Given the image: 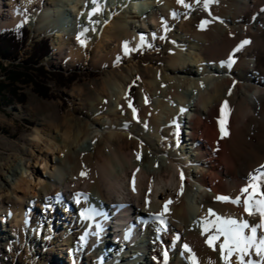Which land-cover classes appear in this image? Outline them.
<instances>
[{"label":"bare ground","instance_id":"6f19581e","mask_svg":"<svg viewBox=\"0 0 264 264\" xmlns=\"http://www.w3.org/2000/svg\"><path fill=\"white\" fill-rule=\"evenodd\" d=\"M58 1L0 0V24L11 27L27 22L35 34L42 23H50L48 18L61 4ZM120 3L105 10L107 23H92L95 31L81 33L86 36L83 43L68 47L72 60L86 57L96 44L99 54L93 57L102 65L137 66L136 52L155 55L170 38L168 64L147 66L142 75L148 88L136 104L125 84L103 79L93 107L104 111L101 107L107 99L106 113L122 117L125 127L114 125V130L93 134L87 126L95 119L62 116L55 127L63 131V148L68 151L63 154L64 149L52 143L51 150L58 155L51 172L56 179L41 184L39 191L28 188L30 181L21 176L13 181L12 192L20 201L68 203L67 216L79 225L72 236H80L77 250L69 257L71 264H84L85 251L93 253L91 264L135 260L194 264L193 255L195 264H225L219 247L223 237L210 246L202 225L205 217L214 219L209 209L250 224L260 219L245 211L247 194L242 195L241 189L251 175L264 172V0H147L148 7L131 0ZM45 31L53 30L46 26ZM52 35L57 38L63 32L54 30ZM245 40L249 43L240 47ZM222 119L226 135L220 130ZM182 122L188 127L185 133ZM22 159L8 168L12 175L23 170ZM26 185L29 192L24 191ZM219 196L240 197L241 203L222 201ZM18 213L23 215V210ZM118 219L140 227L143 223L138 221L144 219L146 246L134 245L138 237L127 243L123 238L114 246L107 235ZM61 242L58 245L69 241L62 238ZM121 246L125 250L119 252ZM39 254L47 264H60L50 251ZM247 259L259 258L253 253ZM229 264H240L235 253Z\"/></svg>","mask_w":264,"mask_h":264},{"label":"rangeland","instance_id":"374dc122","mask_svg":"<svg viewBox=\"0 0 264 264\" xmlns=\"http://www.w3.org/2000/svg\"><path fill=\"white\" fill-rule=\"evenodd\" d=\"M119 1L122 2V0H105L103 4L99 5L96 0L95 2L94 0H60L58 1V4L61 3L60 6H57L56 9L53 8L55 9L53 16L48 18L50 23H46L47 25L42 23L40 26L42 29L35 34L32 33L31 24L27 22L11 27L0 24V31L16 30L22 25H26L29 34L18 58L2 60L3 66L9 67L10 64L25 62L34 42L46 37L52 51L40 62L49 70L66 72L68 76L74 75L73 81L67 87H61L49 81L51 96L48 98L40 97L31 85H20L26 95L24 103H17L9 95L0 99V229L2 230L0 232V264H47L48 262L39 254L41 251H50L55 261L60 264H71L69 257L73 255V249L77 250L76 247L79 246L78 242L80 241V236L73 237L71 232L78 230L79 225L74 224L70 216H67L65 209H62V204L56 200L55 204L50 206L41 204L42 201L39 203L32 199L30 201L29 198L20 201L12 192L15 187L13 181L16 182L18 178L23 177L30 181L28 188L31 186L30 188L41 191V184L56 179L51 172L53 171L52 163L54 160L57 161L58 155L53 153L51 146L56 142L60 148L64 147L63 131L55 127L61 122L64 115H73L76 119L90 117L91 121L95 119L96 122L92 124L88 122L87 126L90 131L93 130V134H99L102 129L114 130L111 128L114 125L120 128L125 127L122 117L115 119L106 113L108 109L106 97L104 98L105 103L101 107L104 111H95L96 109L93 107L95 99L100 97L98 89L103 79L107 78L125 84L128 87L129 95L136 104L143 91L145 92L148 88V80L142 75L146 72L147 66L157 67L168 64V46L172 42L170 38L158 46L157 55L147 53L141 55L139 51L136 52L133 62H136L137 66H129L126 62H121L120 67L102 65L96 57H93L95 54H99L96 44L86 52V57L75 62L72 60L68 54V47L80 43L81 39L86 37L80 36L81 33H87L91 29L92 23H107L104 21V15L105 17L108 15L105 10L110 6L114 7L115 4L120 5ZM131 2L134 5L142 3L148 7L147 0H131ZM94 9L99 10L94 11ZM46 26L49 29L52 28L53 31L61 30L63 36L56 38L52 35L53 31H45ZM60 41L62 45L59 47L57 44ZM106 42L110 46L113 45L111 40ZM196 67L197 64L194 68L197 69ZM165 74L170 75L167 71ZM0 80L5 81L1 70ZM98 122L103 126L97 125ZM38 139L39 143L36 142ZM89 142L90 138L87 139L88 144ZM72 147H76L75 143L72 144ZM63 149V154L68 151V147ZM254 157L256 156L254 155ZM21 159L25 161L23 170L17 169V174L12 175L8 168L14 164L18 165ZM20 170L22 174L19 173ZM28 188L26 185L24 191L29 192ZM22 194V192H18V196H23ZM19 209L23 210V215H19ZM58 216L61 219H57ZM2 236L6 239L4 240ZM62 238L69 241L68 244L63 242L64 245H58L62 244ZM44 240L47 242L45 243ZM35 243L37 246L34 245ZM84 250L81 249L82 252ZM85 252L83 254L88 257L84 264H91L93 253ZM49 262L53 264V261Z\"/></svg>","mask_w":264,"mask_h":264},{"label":"snow or ice","instance_id":"6c2138e0","mask_svg":"<svg viewBox=\"0 0 264 264\" xmlns=\"http://www.w3.org/2000/svg\"><path fill=\"white\" fill-rule=\"evenodd\" d=\"M177 2L184 3V0H177ZM205 7H207V3H205ZM98 10L99 9H94V11ZM81 43H83V41H81ZM247 43H249V41H243L240 47H243V45ZM126 47L127 45H125V48ZM226 108L227 101L224 102V105L221 108L222 115L225 114ZM133 111L135 112V109H133ZM220 130L222 134H227L224 128L223 119L220 121ZM261 168L264 169V165H262ZM83 174L84 173H82V175ZM261 186H264V172L257 175H251L248 178L247 186L241 189L242 195L247 194V198L243 201L245 211L248 212L250 216L258 215L260 218L258 223L253 222L250 224L246 220L222 217L214 213L211 209H209V215L214 217V219H208L207 217L204 218L202 225L203 231L209 233L206 242L212 246L215 241H218L223 237V241L220 243L219 247L225 264H229V257L234 253L239 257L240 264H264V191L260 190ZM249 189H251V191H249ZM79 195L81 194L78 193L77 196ZM217 199L222 201L231 200V202L237 204L241 203L240 197L232 199L228 196H219ZM165 210H167V204H165ZM246 229L249 231L246 232ZM258 229L262 230L260 235H258ZM185 248L187 249V245H185ZM253 253L259 258L258 260H245V257H249ZM193 261L195 264L194 255Z\"/></svg>","mask_w":264,"mask_h":264},{"label":"trees","instance_id":"16d2710c","mask_svg":"<svg viewBox=\"0 0 264 264\" xmlns=\"http://www.w3.org/2000/svg\"><path fill=\"white\" fill-rule=\"evenodd\" d=\"M28 35L25 25L16 30L0 31V70L5 77V81L0 80V99L9 95L17 103H24L26 95L20 85H31L40 97L48 98L51 96L49 81L67 87L74 79L73 74L68 76L66 72L49 70L40 62L51 53L50 43L46 37L34 42L25 62L10 64L9 67L3 66L2 60L18 58Z\"/></svg>","mask_w":264,"mask_h":264}]
</instances>
